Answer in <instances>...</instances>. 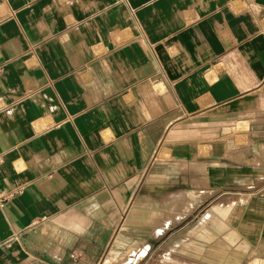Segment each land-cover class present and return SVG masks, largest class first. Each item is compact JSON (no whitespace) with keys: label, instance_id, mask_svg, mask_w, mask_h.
<instances>
[{"label":"crops","instance_id":"1","mask_svg":"<svg viewBox=\"0 0 264 264\" xmlns=\"http://www.w3.org/2000/svg\"><path fill=\"white\" fill-rule=\"evenodd\" d=\"M0 194V264H264V0H0Z\"/></svg>","mask_w":264,"mask_h":264},{"label":"rangeland","instance_id":"2","mask_svg":"<svg viewBox=\"0 0 264 264\" xmlns=\"http://www.w3.org/2000/svg\"><path fill=\"white\" fill-rule=\"evenodd\" d=\"M261 256H262V255H260V254L257 253V254L254 255L253 258H259V257H261Z\"/></svg>","mask_w":264,"mask_h":264},{"label":"built area","instance_id":"3","mask_svg":"<svg viewBox=\"0 0 264 264\" xmlns=\"http://www.w3.org/2000/svg\"><path fill=\"white\" fill-rule=\"evenodd\" d=\"M4 198V195L0 194V201H2Z\"/></svg>","mask_w":264,"mask_h":264},{"label":"bare ground","instance_id":"4","mask_svg":"<svg viewBox=\"0 0 264 264\" xmlns=\"http://www.w3.org/2000/svg\"><path fill=\"white\" fill-rule=\"evenodd\" d=\"M226 210V209H225ZM236 264V263H235Z\"/></svg>","mask_w":264,"mask_h":264}]
</instances>
